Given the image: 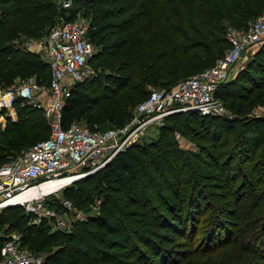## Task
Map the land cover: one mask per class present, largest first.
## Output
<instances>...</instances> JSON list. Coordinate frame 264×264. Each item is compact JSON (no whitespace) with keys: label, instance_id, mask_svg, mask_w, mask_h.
<instances>
[{"label":"trees","instance_id":"1","mask_svg":"<svg viewBox=\"0 0 264 264\" xmlns=\"http://www.w3.org/2000/svg\"><path fill=\"white\" fill-rule=\"evenodd\" d=\"M75 2L72 10L90 19L87 35L95 52L88 63L101 76L93 88L83 82L71 87L60 121L66 126L83 119L98 129L122 125L131 115L127 106L151 87H174L214 65L229 46L228 27L243 29L264 12V0ZM55 6L54 0H0V86L28 75L47 82L48 65L15 40L47 26L46 32L60 15ZM215 94L232 117L169 114L156 140L133 144L86 175L106 198L101 212L82 222L90 240L77 235V223L72 243L52 250L49 243L61 233L28 223L30 215L5 217L19 205L2 209L0 222L21 233V245L32 252L46 249L47 264H264V114L246 116L253 106H263L264 113V42ZM16 109L18 119L6 124L0 164L49 134L41 110L19 101ZM107 120L111 125H97ZM181 121L205 127L207 134L197 137L208 144H200L199 152L183 151L166 135L174 126L182 130ZM204 168L217 174L208 176ZM207 178L224 181L219 205L205 199L201 181ZM80 182L62 191L78 207L88 202Z\"/></svg>","mask_w":264,"mask_h":264},{"label":"built area","instance_id":"2","mask_svg":"<svg viewBox=\"0 0 264 264\" xmlns=\"http://www.w3.org/2000/svg\"><path fill=\"white\" fill-rule=\"evenodd\" d=\"M54 1L64 15L60 13L41 37L31 42L15 40L16 46L37 54L48 65L49 79L39 82L28 75L0 86V118L13 115L19 101L41 110L49 124L47 137L0 164V212L7 206L21 205L31 214L32 223L49 224L53 220L56 228H65L64 214L76 211L73 201L59 193L68 183L97 171L116 154L140 142L148 128L162 125L169 114L196 111L220 116L228 112L216 96V89L228 81L230 68L243 51L264 39V12L243 29L228 27L225 36L229 46L214 65L174 87H151L122 125L98 129L83 119L61 125L60 109L71 87L93 72L88 61L95 48L87 35L90 19L83 14H68L72 0ZM69 176L77 177L46 193L31 191ZM46 259V253L22 246L19 232L6 234L0 245V264H47Z\"/></svg>","mask_w":264,"mask_h":264},{"label":"rangeland","instance_id":"3","mask_svg":"<svg viewBox=\"0 0 264 264\" xmlns=\"http://www.w3.org/2000/svg\"><path fill=\"white\" fill-rule=\"evenodd\" d=\"M76 6H77V3L75 2V0H72L71 8L68 10L69 15H72V16H74L76 14L82 15V12L80 9L79 10H72ZM55 8H56V10H58L61 13V15H64L63 10H61L57 5L55 6ZM59 17L60 16H55L54 20H56ZM45 28H43L42 33H40L38 35H26L24 37H21L20 39H22L23 41H30L31 42V41L41 37L45 33ZM263 42H264V39L262 41H260L258 44H254L253 46H250L245 51H243V53L240 55V57L234 62L233 66L230 68V71H229L230 77L228 79L229 81L234 78V76L236 75V73L240 69L243 68L245 62L248 59H250L252 57V55L257 50H259L261 48ZM99 75L101 76L100 71H96L93 69V72L88 77L83 79V81H81V82H83L84 84H88L90 88H93L94 85L96 84L95 79L97 77H99ZM254 76L259 77V76H261V74L257 73ZM240 82H243V81H240ZM122 92H125V91H122ZM219 100H220V103L223 104L224 107H226L228 112L224 115H220V116H216V117H232L233 114L228 109V107L225 105L224 101H222L221 99H219ZM138 102H139V100L134 102V104L127 106V110L130 109V111L132 112L135 105ZM108 103H109V101H107V102L102 101L101 104L107 105ZM34 114H37V113H34ZM263 114H264L263 113V106H253L248 110V112L246 113V116H249V117L256 116L257 117V116H262ZM17 119H18V109L15 110V113L13 115L6 116L4 114L3 117L0 118V148L3 144V138L5 136L4 132H5L6 124L8 122L16 121ZM46 122H47V119H46ZM181 122L182 123H180V125L182 124V126H185L182 130L178 129L174 126L172 128V130H170V133H166V135L169 136L170 138H172V140L175 141L177 146L179 148H181L183 151H185V152H199L200 151V149H199L200 144H208L207 140L200 141L197 137L200 135V132L201 133L205 132V135L207 134V131H205V129H203L205 127L197 125V124L188 125L189 123L185 122V121H181ZM184 122H185V124H184ZM110 123H112V122L107 120L104 123H100L97 125L100 128H103V127H107V126L111 125ZM47 124H48V122H47ZM173 125H177V124L173 123ZM177 127H178V125H177ZM176 134H179V136H180L178 139L176 138ZM158 136H159V126H151L150 128L147 129L145 136L138 143L148 144L149 142L156 140L158 138ZM18 152H19V150L15 149V152L12 153L11 155L6 156L5 159H8L12 156L17 155ZM203 171L206 172L205 174H208V176H211L210 174H213V175L217 174L216 171L212 170L211 168L210 169L204 168V170H202V172ZM86 177L87 176H83L80 178V181H81L80 186L84 187V188L82 187V189L85 192L86 199L88 200V202L84 203L82 206H79V207L76 206L75 212H73V213L67 212L66 214H64L66 216V227L65 228H56L53 224L54 223L53 220L49 224L41 223V224H44L42 226L47 228V230L49 232H59V233H61L60 235L63 236V238L58 237L53 242L49 243L50 249H52V250H55L58 245L71 244L72 240L74 239V237L71 236V234L73 232L74 225H76L77 223L80 224L82 222H85L91 216H95L101 212V207L103 205V201H104V199H106L105 195L101 191L97 190V186L95 185V182H94L92 177H87V178ZM84 178H85V180H84ZM201 182H202V185H203L204 190L206 192V194H205L206 198L205 199H207L208 202L212 203V205H214V206L219 205L220 203L223 202V200H221L218 196H216L220 193H223L224 190H226L224 188L222 189V187L225 186L224 181L222 179L207 178V179H203ZM70 184H71V182L68 183L66 186H64L59 191L61 196H62L63 189ZM125 203H127V202L125 201ZM19 213H21L22 215L24 214L25 216L30 215V219L27 217L29 219L28 223L33 224L35 226H38L37 224L32 223L31 214H27L25 212L24 207L21 205L9 208L5 212L4 215H5V217H7L9 215H14V214L18 215ZM208 220H209V217H208ZM202 222H203V219L200 220V224H202ZM8 226H9L8 222H5V223L0 222V238L2 239L1 242L3 241V239H5L6 234H9L11 232H17L18 233V231H13V230L8 229ZM83 226H84L83 223H82V225L81 224L77 225L75 232L83 240H86V241L90 240V237L84 232V230L82 228ZM45 250L46 249H42L39 251H42L40 253H46L48 255V253Z\"/></svg>","mask_w":264,"mask_h":264},{"label":"bare ground","instance_id":"4","mask_svg":"<svg viewBox=\"0 0 264 264\" xmlns=\"http://www.w3.org/2000/svg\"><path fill=\"white\" fill-rule=\"evenodd\" d=\"M77 176H69L65 179H61V180H53L51 182H48L44 185H41V190L39 188H34L31 191H33V193H46L48 191H50L53 188H56L57 186H59L61 183H66L68 181H71L73 179H75ZM30 192V191H29Z\"/></svg>","mask_w":264,"mask_h":264}]
</instances>
